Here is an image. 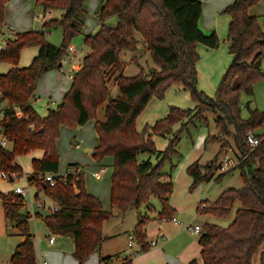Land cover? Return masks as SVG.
Masks as SVG:
<instances>
[{"label":"trees","instance_id":"1","mask_svg":"<svg viewBox=\"0 0 264 264\" xmlns=\"http://www.w3.org/2000/svg\"><path fill=\"white\" fill-rule=\"evenodd\" d=\"M9 1L0 0L1 24ZM259 2L235 0L224 11L232 18L227 40L233 60L214 98L197 90L196 65L200 60L197 47L199 44L211 49L219 46L216 32L206 35L199 27L203 6L198 0H104L98 14L101 27L85 39L90 52L73 75L63 103L50 108L45 118L32 105L37 85L44 73L59 68L71 41L82 34L85 0H37L45 10L64 11L61 19L44 23L46 29L62 28L64 39L60 47L48 42L44 31H35L16 33L8 40L6 49L0 51V64L6 62L13 66L7 74H0V106L8 105L0 121V135L12 145L11 149L0 146V172L21 178L24 171L17 158L36 150L44 151L41 160L32 161L33 172L26 177L29 185L44 191L59 210L46 217L40 214L36 217L44 220L51 234L73 236L74 256L79 264H84L101 247L103 225L113 217V212L105 211L101 201L87 192L83 175L79 180L70 177L68 183L58 182L55 187L43 180L45 174L59 173L57 140L61 127L76 129L95 121L99 145L92 156L98 162L106 157L114 160L112 209L126 213L135 208L140 212L143 205L150 209V200L158 198L159 220L171 221L176 213L169 203L173 194L171 175L162 172L161 163L155 165L151 159L140 161L139 155L148 153L167 158L176 152L179 134H173L168 149L163 152L157 150L153 136L172 134L174 125L184 120L187 122L181 131L194 121H207L208 113L215 115L219 136L214 139L223 142L220 152L231 140L234 151L246 159L237 166L241 169L243 188L228 189L215 202L205 201L198 209L200 213L227 217L237 202L241 205L228 228L207 224L202 230L199 244L203 264H253L258 253L259 264H264V251H261L264 247V133H258L264 128V111L252 109L248 103L245 106L250 115L244 119L245 106L241 102L242 94L253 96L255 83L264 79L261 68L264 16L249 14ZM114 16L118 18L116 27L106 26V20ZM136 33L141 34L158 69L150 75L125 76L127 63L122 56L125 52L137 51ZM30 47L39 48L37 57L29 67L19 68L21 51ZM173 85L190 91L196 107L187 110L171 107L164 119L139 132L136 124L143 111L153 99H163ZM113 87L119 91L116 99L112 98ZM102 107H105V120L99 121L97 115ZM249 133L261 139L255 148L246 143ZM212 167L213 162L209 165ZM202 168L198 162L188 168L193 179L191 189L213 179ZM0 199L6 220L24 238L15 248L11 264H36L35 236L30 229L32 215L22 212L26 205L24 198L10 192L0 193ZM148 222L146 215L138 213L135 235L142 252L150 248L144 231ZM110 260L102 262L110 264Z\"/></svg>","mask_w":264,"mask_h":264},{"label":"rangeland","instance_id":"2","mask_svg":"<svg viewBox=\"0 0 264 264\" xmlns=\"http://www.w3.org/2000/svg\"><path fill=\"white\" fill-rule=\"evenodd\" d=\"M11 1L13 5L10 13L13 15V26L15 24V26L24 29L28 27L24 26L25 22L31 23L29 28H27L29 30L18 31V33L44 31L48 42L58 47L63 44L64 35L61 27H55L52 29H46L44 27V23L49 19H61L64 13L63 10L53 9L54 11L52 15H49L45 14L44 7L37 3V0ZM103 1L104 0H85L84 9L86 13L82 18L84 22L82 34L75 37L70 43V46L72 45L76 48L77 53H71L69 51L66 56L67 61L62 62L61 68L44 73L41 77L42 80H39L38 88L40 98L35 103V107L40 115H46V105L48 103L46 95H42V92H50L56 88L61 89L63 85H69L72 82V80L69 79V71L74 68L75 71L78 72L84 57L88 54L89 48L85 44V39L88 34H96L101 27L98 14L102 9ZM198 1H200L203 6L202 17L199 22L201 31H207L209 34L215 31L219 38V46L216 49H211L202 44L198 45L197 51L200 55V60L196 65L198 74L197 90L200 93H204L209 98H214L217 89L233 60V56L228 49L227 40L229 25L232 18L224 11L228 6L234 3V0ZM261 3L263 5L260 8L264 11V0H261ZM256 7L257 6L253 8ZM115 19V16L107 19L105 25L112 28L116 27L118 22L117 20L115 22ZM3 24L0 23V44H3L8 38L11 40L14 38L13 36L7 37L2 35V33H7L5 28V18ZM1 27L3 28L2 30ZM136 39L137 51L135 53L125 52L122 56L123 60L127 63L123 73L125 76H136L140 73L150 75L152 71L158 69V67H156L152 61L141 34L136 33ZM38 52V47L23 49L20 54L18 66L25 67L30 65L34 56L38 55ZM9 65L10 64L6 62L1 63V73H6L9 69ZM112 91V98L116 99L119 95V91L114 87L112 88ZM50 94L52 93H49L48 95ZM65 94L56 101L57 105L63 103ZM57 97L58 95L56 94L55 98ZM241 102L243 106L249 103L252 109L264 111V79L255 83L253 96H247L243 93L241 96ZM150 103L151 104L148 105L137 120L136 128L139 132H142L146 126H153L158 121L164 119L169 114L171 107H178L182 110H187L193 109L197 105L191 92L185 90L181 85L171 86L166 91L163 99L157 98ZM104 108L105 107H102L98 111L97 120L99 121L105 120ZM249 115L248 107H243L242 117L247 119L249 118ZM206 117L207 121H194L189 123L182 131V125L183 123H186L187 120H184L183 123L180 122L174 125L173 133L170 135L165 137L153 136L157 150L163 152L168 149L170 141L174 138L173 134H179L180 139L175 148L176 152L170 154L167 158L164 159L163 156L159 157V155H149L148 153H140L139 155L140 161L151 159L155 165L161 163L162 172L171 175L173 194L169 203L170 206L176 210L173 217L182 221V226L177 225L172 221L159 220L158 217L161 212V203L158 198H152L150 200V209H147V207L143 205L139 210L140 212L135 208L129 209L126 213H121L115 208L112 209L111 193L108 196L107 192L111 181V175H109V178L108 175H106L105 178L107 179L103 181L92 178L91 174L95 170L92 164L85 163L88 156L86 153V146L81 142V136L77 134V137H80L76 139L81 143V146L79 149H76L71 143V133L68 131H61L58 139V153L59 159L63 163L62 167H65V165L71 163V161L81 162L80 165L86 173L88 190L91 192L95 188L98 189L101 201L103 202L102 206L104 205L105 209L113 212V217L103 225V233L107 239L103 243L104 249L106 248L108 251L111 250V253H126L131 250V248L128 247L130 236H134V240H132V243L134 244L133 249H137L139 240L135 235V229L138 223V213H140L149 218V222L144 227L146 243L150 246L152 242H155V238H159L160 244L162 243L163 246L162 250L166 256H168L167 260L162 252L158 251V253H161L160 256L164 260L162 264H192L191 261L194 259L197 260L198 264H202V260H200V244L198 243L200 235L191 234L185 229V227L189 224L199 225L203 230L207 224H211L221 228H228L235 221L237 211L241 207L239 202L235 204L227 217H219L211 213H200L198 209L205 201L215 202L224 191L231 188L240 189L244 186V182L241 178V169L239 167H235L230 173H225V175L219 173L218 167L225 159L233 158L238 160L241 155L239 156V154L234 151V146L230 139H228L230 140V145L220 152L223 142L219 139H214L219 136V130L215 124V115L208 113ZM76 129H78V131L80 130L79 128ZM85 129V136L89 138V140L96 137L97 132L96 129H94V125L86 126L84 130ZM258 133L263 134L264 128L260 129ZM228 149H233L234 153H229ZM21 161L23 162L24 168L27 169L31 159L27 154L20 158V163ZM196 162L203 167V173L212 174L213 179L209 182H201L197 187L191 189L193 179L188 173V168ZM212 162L213 167L210 169L209 165ZM29 173L31 174V172ZM26 174L24 173L23 177L15 179L12 183L8 180H3L0 175V190L2 193L7 194L11 189L14 190V187L17 185L28 186L31 188L33 199L31 198L30 193L24 197L26 206L22 212L32 215L30 229L31 233L35 236L34 242L37 248L36 250L38 251L37 264H42L41 256L43 255L46 257V260L49 261V264H52L53 261L50 259L49 254H47V252L51 250L48 247V236L50 233L47 231L44 220L36 217V215L37 213H41L40 215L43 217L50 215L53 212V201L46 196L44 191L39 192L36 187L30 186ZM220 175H223V177L218 179ZM36 198L40 199V202H37ZM43 203H45V205ZM160 232L161 234H159ZM163 235H165L164 239ZM53 237H55V239L57 238V236ZM10 238L12 242L16 241V236ZM57 241L60 243L62 240L57 239ZM194 241L197 243L192 244L191 242ZM155 247L156 246L150 247V249L153 251L157 249ZM263 250L264 247L261 248V251ZM64 252L69 255V260H74L69 242L65 244ZM119 257V259L115 258L113 260V264H119L120 261H122L123 254L121 253ZM187 257L191 258L186 260ZM259 263L260 253L255 256L253 264ZM68 264H70V262H68Z\"/></svg>","mask_w":264,"mask_h":264},{"label":"crops","instance_id":"3","mask_svg":"<svg viewBox=\"0 0 264 264\" xmlns=\"http://www.w3.org/2000/svg\"><path fill=\"white\" fill-rule=\"evenodd\" d=\"M235 1V0H234ZM12 1L10 0L9 3L7 4L6 8H5V28H6V31L7 33L6 34H3L4 36H15L16 33H18V31H22V30H29L27 28H29L30 26V22H25V27L27 28H19L17 26H13V15L10 13L11 11V8H12ZM263 4L261 2H259L257 5L256 8H251L249 10V14L250 16H262L264 15V11L261 10V6ZM254 6V7H255ZM53 9L51 10H44L45 14H49V15H52L53 13ZM46 17V15H45ZM44 17V18H45ZM83 18V17H82ZM115 22L117 20L118 22V18L115 17ZM49 20H52V19H49ZM47 20V21H49ZM46 21V22H47ZM231 22V21H230ZM101 25V23H100ZM3 27V25H2ZM1 27V30L3 29ZM200 27V26H199ZM201 29V27H200ZM204 34L207 33L206 35H210L212 33L209 34V32L207 31H204ZM215 32V31H214ZM88 35H95L94 33H91V34H88ZM7 40H11L10 38H8ZM76 49V48H75ZM90 52V51H89ZM88 52V53H89ZM39 53V52H38ZM75 53H77V51H75ZM37 57L34 56L33 60ZM32 60V62H33ZM32 62L30 63V65L32 64ZM263 64H264V58L262 59L261 61V68L262 70L264 71V68H263ZM1 65V64H0ZM30 65L28 66H25V67H22V66H18L19 68H26V67H29ZM8 71L6 73H1V70H0V74H7L12 68L13 66L12 65H9L8 67ZM81 68V66H80ZM80 68L78 69V71L80 70ZM72 75L70 74V71H69V79L72 80ZM42 79H40L41 81ZM39 81V82H40ZM39 84V83H38ZM39 85H37V89H36V92H35V97L34 99L32 100V105H33V108L36 110V107H35V103L37 102V100L40 98L39 96V88H38ZM71 86V83L69 85H63L62 88H56V89H53L51 90L50 92H42V95L45 94L46 95V98H47V105H46V115L45 116H42L38 113V111L36 110V112L42 117V118H45L48 116L49 114V109L52 108V109H55L57 108L59 105H57V102L65 93L66 91H68L69 87ZM54 92V93H53ZM49 93H52L50 95H48ZM58 95L57 98H55V95ZM39 96V97H38ZM154 100V99H153ZM152 100V101H153ZM151 101V102H152ZM151 104V103H150ZM149 104V105H150ZM6 106H8L6 103L2 104L0 106V108H5ZM2 120V118L0 117V121ZM90 125H94V129H95V121H89L85 126H82V127H79V131L78 129H69L68 127H61V131H68L69 133H71V136H70V139L71 140V143L75 146L76 149H79L80 148V142L77 141L76 138L80 137L81 136V142H83V144L86 146V153H87V156H88V159L85 160V163H89V164H92V166L94 167V172H99L101 171L102 169H106V172L102 174L101 178H95L93 177V173L91 174V177L94 178L95 180H99V181H103L107 178H105L106 175H108V178H109V175L112 176V165H113V157H106L104 158L102 161L98 162L96 161L94 158H93V150L99 145V138L97 137H94L92 140H89V138H87L85 136L86 134V129L84 130V128L86 126H90ZM68 128V129H67ZM77 134L80 135L77 137ZM1 137H4L3 135H0ZM12 145L11 143H8V146L7 148L8 149H11ZM73 147V146H72ZM57 148H58V151H59V147H58V140H57ZM44 151L43 150H36V151H33L31 153L28 154V156L30 157L31 159V162L29 164V166L27 167V169L24 168L23 166V162L21 161L20 163V158L22 157H18L17 158V163L22 167L24 173L26 174V176L28 174H30L29 172L32 173L33 171V167H32V170H31V164H32V161L33 160H41L43 157H44ZM81 162L79 161H71V163H68L67 165H65V167H62V162L60 160V167H59V173H63L65 172L70 166H73L74 165H77V166H80ZM66 164V163H65ZM83 168V167H82ZM84 170V169H83ZM1 173V172H0ZM84 181H85V188L87 190V192L93 196H95L96 198H98L100 201H101V198H100V192L98 191V189H95L93 191H89L88 190V185H87V178H86V173L84 171ZM27 178V177H26ZM19 186V185H17ZM15 186V187H17ZM111 186H112V180L110 181L109 183V188H108V196L110 195L111 193ZM14 187V189H15ZM21 187H24L27 191V194L30 193L31 195V198L33 199V192L31 191V188L28 187V186H21ZM14 190L11 189V191H9L8 193L10 192H13ZM0 193H2V191L0 190ZM25 199V198H24ZM36 201L37 202H40V199L36 198ZM26 202V201H25ZM102 202V201H101ZM45 205V203H43ZM42 204V206L44 207V205ZM103 204V202H102ZM26 206V205H25ZM56 206V203L53 201V211H54V207ZM103 208L105 209L104 205H103ZM106 211H109L107 209H105ZM39 214V213H37ZM41 214V213H40ZM45 223V222H44ZM46 225V224H45ZM47 227V226H46ZM47 231L49 232L48 228H47ZM15 233V234H13ZM50 233V232H49ZM161 234V232L159 233ZM34 235V234H33ZM12 236H16V241H13L11 240L10 237ZM50 236H57V238L55 239L54 237V243L51 245L49 244V238ZM103 236H104V233H103ZM159 237V236H158ZM165 235H163V239H164ZM58 240H62L60 243H58ZM200 239V238H199ZM199 239H198V243H199ZM107 239L105 238L104 236V241H106ZM24 241V238L17 235L16 232L14 231V229L10 226V224L8 223V221L6 220V216H5V210H4V207H3V202L2 200L0 199V264H11V259H12V256H13V253H14V250L15 248L21 244L22 242ZM103 241V243H104ZM155 243H156V247L157 249L155 250H151L149 248V250L147 252H142L141 250V244L138 243L137 244V249H133L134 248V244L132 243V245L130 246V237H129V244H128V247L131 248V250L127 251L126 253H123V252H119V253H116V252H113L111 253V250L108 251L106 248L104 249L103 247V243L101 245V247L96 250L90 257L89 259L84 263V264H90V263H93V264H103V260H109V258H111V260L109 261L110 264H113V260L115 258L119 259L121 253L123 254V257H122V261H120L121 264H162V262H164L163 258L160 256L161 253H158V251H161L162 254L164 255L165 258H167L168 260V256H166V254L163 252L162 248V243L160 244V240L159 238H155ZM69 242L70 243V248L72 249V253H73V257H74V260H69V255L67 253L64 252V248H65V244ZM192 244L194 243H197L196 241L194 242H191ZM34 246H35V242H34ZM48 247L49 250L47 252V254H49V257L50 259L53 261L52 264H68V262H70V264H79V262L77 261V259L75 258L74 256V252H75V243H74V238L72 235H64V236H61V235H54V234H51L48 236ZM151 247V246H149ZM200 247V251H201V246L199 245ZM187 248V247H186ZM36 246H35V253H36V264H37V256H38V251L36 250ZM264 251V250H263ZM41 253V252H40ZM71 253V252H70ZM201 253V252H200ZM42 254V253H41ZM104 254V255H103ZM119 255V256H118ZM104 256V257H103ZM103 257V258H102ZM189 258L191 257H187L186 260H189ZM200 260H202V258L200 257ZM44 261H47L48 264H49V261L46 260V257L43 255L41 256V263L43 264ZM195 261V262H194ZM194 262V263H193ZM119 263V264H120ZM192 264H198L197 263V260L194 259L193 261H191ZM203 264V261L201 262Z\"/></svg>","mask_w":264,"mask_h":264},{"label":"built area","instance_id":"4","mask_svg":"<svg viewBox=\"0 0 264 264\" xmlns=\"http://www.w3.org/2000/svg\"><path fill=\"white\" fill-rule=\"evenodd\" d=\"M8 44V40H6L3 44H0V51H3L6 49ZM69 51L71 53H75L76 49L74 46H70ZM73 58V57H72ZM63 61H67L66 57L63 59ZM77 71H75L74 68H72L70 70V74L72 75L71 77H73V75L76 73ZM5 116V110L3 108H0V117L3 118ZM261 142V139L254 133H249L246 137V143L248 146L255 148L257 147ZM0 146L3 148H7L8 146V141L4 138L0 136ZM229 153H234L233 149H228ZM246 159V156H240V158L238 160H235L233 158H227L224 160V162H222L219 167H218V171L220 174H225L228 173L229 171H231L232 169H234L235 167H237L243 160ZM106 172V169H102L99 172H94L93 173V177L95 178H101L102 174ZM1 178L3 180H8L10 181V179H13V181H15V179L19 178L18 175L14 174L12 176L8 175L5 172H1L0 173ZM84 175V170L82 167L77 166V167H69L65 172L63 173H58V174H45L44 176H42L43 180L47 183H49V185L51 187H55L57 185L58 182H63V183H68V178H74L75 180H79L80 177ZM74 181V180H73ZM74 185V182L72 183ZM13 193L15 195L21 196V197H25L27 195V191L24 187L21 186H17L15 187ZM202 208V207H201ZM59 208L58 206L54 207V211H58ZM172 222H174L177 225L182 226L183 222L180 221L179 219H177L176 217H172L171 219ZM186 230H188L191 234L193 235H201L202 233V228L199 225H187L185 227ZM130 246L132 245V240H134V236H130ZM54 243V237L50 236L49 238V244H53ZM156 245L155 242H152L150 244L151 247H154ZM43 264H48L47 261H44Z\"/></svg>","mask_w":264,"mask_h":264},{"label":"water","instance_id":"5","mask_svg":"<svg viewBox=\"0 0 264 264\" xmlns=\"http://www.w3.org/2000/svg\"><path fill=\"white\" fill-rule=\"evenodd\" d=\"M61 67H62V63L59 64V68H61ZM10 182L11 183L14 182L13 179H10Z\"/></svg>","mask_w":264,"mask_h":264}]
</instances>
